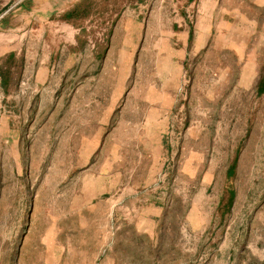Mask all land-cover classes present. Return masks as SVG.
Returning <instances> with one entry per match:
<instances>
[{
	"label": "rangeland",
	"instance_id": "rangeland-1",
	"mask_svg": "<svg viewBox=\"0 0 264 264\" xmlns=\"http://www.w3.org/2000/svg\"><path fill=\"white\" fill-rule=\"evenodd\" d=\"M46 41L57 96L23 81ZM104 56L121 104L172 96L162 171L104 175L103 145L84 150ZM0 73V264H264V0H0ZM120 185L161 219L80 223Z\"/></svg>",
	"mask_w": 264,
	"mask_h": 264
},
{
	"label": "crops",
	"instance_id": "crops-1",
	"mask_svg": "<svg viewBox=\"0 0 264 264\" xmlns=\"http://www.w3.org/2000/svg\"><path fill=\"white\" fill-rule=\"evenodd\" d=\"M61 47L62 45L58 43L43 42V55L31 57L32 59L25 65L24 83L27 84L29 81L33 83L34 89L40 94H44L45 90L46 95L57 96L59 90L64 87L66 76V71H61L60 67ZM108 58L109 56H104L105 68L99 74L103 76L100 82L101 89L98 88L102 102L91 103L86 107L89 112L88 122L93 125V130L82 134L87 136V139H83V143L87 145V149L84 150L96 153L103 145V151L99 152V156L107 161L104 165V175L121 177L125 171H162L165 160L164 138L169 129L174 127V110L170 105L172 96L169 93L156 94L153 90L146 97L148 101L151 99L148 103L121 104L127 86V75L125 72H119L115 73V78H112V72L109 71L111 63H106ZM12 82V79L0 73V115L5 98L10 97L8 90ZM25 86L27 88V85ZM91 86L96 95V87L93 84ZM92 93L91 91L88 95ZM73 108L75 109L74 104ZM135 148L138 149V153L134 151ZM135 160H142L143 164ZM114 191L117 194L111 196L108 203L89 207L93 212L102 208L104 215L88 213L86 216H79L80 223L110 222L112 219L106 214L114 210L118 223L151 225L160 220L165 213V207L156 203L138 205L129 202L131 200L127 201L129 193L135 191L133 187L124 190L120 185L118 190V186H115ZM82 254L85 260H81V264H95V252L84 251Z\"/></svg>",
	"mask_w": 264,
	"mask_h": 264
}]
</instances>
